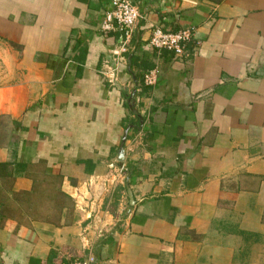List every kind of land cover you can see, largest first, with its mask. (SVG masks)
<instances>
[{"label": "crops", "instance_id": "obj_1", "mask_svg": "<svg viewBox=\"0 0 264 264\" xmlns=\"http://www.w3.org/2000/svg\"><path fill=\"white\" fill-rule=\"evenodd\" d=\"M131 2L126 43L110 0H0V264H264V0Z\"/></svg>", "mask_w": 264, "mask_h": 264}, {"label": "built area", "instance_id": "obj_2", "mask_svg": "<svg viewBox=\"0 0 264 264\" xmlns=\"http://www.w3.org/2000/svg\"><path fill=\"white\" fill-rule=\"evenodd\" d=\"M141 18L137 7L131 2V0H110V9L105 12L103 19L100 24V30L103 32H119L122 39L127 40L131 36L133 27ZM124 37V38H123ZM194 33L193 29L190 27H184L177 30H167L163 29L161 26H154L151 29L150 36L148 38V43L155 49L166 50L171 52L176 57H187L189 52L187 50V45L193 40ZM130 48L123 41L119 47V51L114 53L115 56L122 58V53L129 52ZM117 64L110 65L106 64L104 69L101 70L102 75L108 82L114 83L117 81ZM154 82V74L147 73L144 75V83L151 84ZM127 171L123 165H119L115 168L106 182L113 185L115 180L125 177ZM94 179L86 182L84 186V192L77 193L76 199H84V194L92 192V185ZM95 182V181H94ZM96 184V183H95ZM104 190H107L104 188ZM98 196L91 197L90 201H77L79 208L82 211H86V208L90 210L93 206V202H96ZM69 264H89L88 260H74Z\"/></svg>", "mask_w": 264, "mask_h": 264}, {"label": "trees", "instance_id": "obj_3", "mask_svg": "<svg viewBox=\"0 0 264 264\" xmlns=\"http://www.w3.org/2000/svg\"><path fill=\"white\" fill-rule=\"evenodd\" d=\"M187 50H188L189 53H191V48L189 49V45H187ZM167 52H169V51H167ZM131 57H132V55H131ZM144 75H145L144 73L136 75L135 83L137 84L136 86L141 89V91H147V90L150 89V87L148 85H145V83H144ZM6 167H7L6 163H3V164L1 163L0 164V169H3L4 171H6ZM5 174H6V172H5ZM5 176H8V175H5ZM21 194H25V193H21ZM2 197H3V194L0 193V200H1Z\"/></svg>", "mask_w": 264, "mask_h": 264}, {"label": "water", "instance_id": "obj_4", "mask_svg": "<svg viewBox=\"0 0 264 264\" xmlns=\"http://www.w3.org/2000/svg\"><path fill=\"white\" fill-rule=\"evenodd\" d=\"M132 79H133L134 82L136 81L134 76L132 77ZM132 96H133V94L130 96L129 101L131 100ZM127 131H128V129H125V131L123 133V136H122V142H124V140L126 138ZM118 160L119 161L123 160V147L122 146L120 147V149L118 151ZM128 177H129V174H127L126 179H128ZM129 196H130V199H131L130 192H129Z\"/></svg>", "mask_w": 264, "mask_h": 264}]
</instances>
